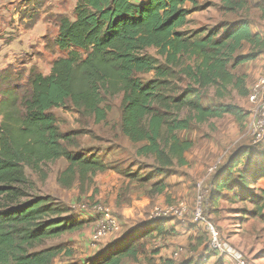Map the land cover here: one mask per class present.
<instances>
[{"label": "trees", "instance_id": "trees-1", "mask_svg": "<svg viewBox=\"0 0 264 264\" xmlns=\"http://www.w3.org/2000/svg\"><path fill=\"white\" fill-rule=\"evenodd\" d=\"M221 1L222 9L231 14L248 6L247 0ZM198 5L199 0H78L74 21L65 15L56 19L55 43L67 56L53 62L49 75L32 68L23 81L22 74L4 71L0 83V264H53L60 249L40 250V246L87 225L51 196H29L28 170L40 173L44 165L64 159L66 186L75 179L93 181L113 170L131 183L151 185L153 193H162L173 168L186 164L185 154L193 147L179 137L180 132L225 116L246 117L238 105L215 103L208 91L213 88L214 97L220 99L230 88L249 94L246 75L232 70L264 54V34L255 32L248 18L182 31ZM152 49L157 57L149 53ZM150 74L149 80L141 77ZM119 95L123 96L120 131L132 144L141 145L136 160L110 164L99 154L71 151L67 145H76L81 133H63L52 111L70 105L101 123L107 119L103 104ZM249 153L244 150L235 162ZM143 158L151 163L142 162ZM245 171L247 177L239 174L244 185L241 197L248 200L253 196L247 186L264 178V162ZM233 175L232 167L221 176L212 188L213 200L222 190L236 188ZM248 175L253 177L250 182ZM260 194L255 204L258 211L264 189ZM165 220L134 227L85 264L137 262L148 238L162 233ZM209 244L204 253L210 259ZM164 262L174 264L170 259Z\"/></svg>", "mask_w": 264, "mask_h": 264}, {"label": "rangeland", "instance_id": "rangeland-1", "mask_svg": "<svg viewBox=\"0 0 264 264\" xmlns=\"http://www.w3.org/2000/svg\"><path fill=\"white\" fill-rule=\"evenodd\" d=\"M72 1L28 0L35 7H32L27 14L36 18L43 13L47 16L49 25L46 28V35H44L45 32H40L33 36L31 42H28L29 47L26 53H22L19 41L13 47H16L14 51L7 50V55L10 58L14 57V63L7 68L9 71H12L14 75L22 74L23 81H26L32 68H37L42 74H49L52 63L67 56V53L60 51L55 43L58 33L56 19L60 15L55 13L54 8L58 7L62 15L72 18L74 15ZM55 2L59 6H55ZM247 5L245 11L231 14L222 9L221 0H199V9L189 16L187 25L181 30L189 32L202 28L211 29L224 22H235L246 18L254 27L264 28V0H247ZM189 7L191 8V5ZM19 27H15L17 36L20 34ZM12 40L14 37L8 38L5 44L9 45ZM149 53L157 57L156 50L152 49ZM185 59L187 63L185 60L184 62L189 64V57ZM260 61L262 59L232 70L236 75H246L248 91L258 78L257 64ZM3 75L4 72L1 74L0 83ZM141 77L149 80L153 74ZM188 84L189 81L184 83L185 86ZM1 88L0 84V91ZM208 94L215 103L238 105L247 115L243 120H237L233 116L213 119L205 124H195L191 130L180 132L179 137L191 141L193 147L185 154L186 164L176 165L173 168L174 175L166 181L167 188L164 192L153 193L151 185L131 183L129 179L113 170L111 171L118 175V184L109 183L108 186H103V180L110 174L106 171L97 175L93 181L75 179L70 186H66L62 182V174L68 164L66 160L61 159L44 165L40 173L27 171L31 182L29 187H26L29 196H51L58 203L71 209L75 216L72 215L78 220L88 217L74 212V207L83 202L99 203L110 207L119 221L121 231L110 237L109 243L124 237L134 227L142 226L150 221L151 212L156 207L181 206L180 209L184 208L185 212H188L185 218H171L174 220L173 223L166 225V228L170 229L169 234L157 240L155 236L148 238L146 250L140 255L139 260L128 264H165L164 260L167 259L172 260L174 264H189V262L198 264L202 258H204L202 264H235L234 259L229 260L225 258V254H218L210 247L209 254L213 258L209 259L204 253L209 244V235L206 225L195 221L196 186L203 181L210 190L211 197L203 208L202 217L220 233L221 241L227 249L242 255L252 264H264V202L260 203L259 211L258 206L255 205L256 199L261 195L260 190L264 189V178L257 180L254 185L247 186L253 196L247 200L241 197V188L244 185L243 179L239 176L241 174L247 177L246 174L249 172L245 171L246 168H254L264 162V142L255 144L251 131L254 120L251 113L252 105L248 100V93L241 95L232 88L222 99L214 97L213 88L208 91ZM122 100L123 96L119 95L103 104L107 110V119L101 123H97L94 118L82 116L70 105L67 108L53 110L57 117V124L63 133H81L77 137V144H68L67 147L76 154H99L105 162L110 164L132 163L136 160V152L141 145L132 144L120 131ZM244 150L250 152L249 156L241 159L237 164L235 160ZM253 160L251 167H249L250 164L247 166V163ZM141 161L151 163V160L145 158ZM232 167L234 174L232 179L236 181L234 183L236 188L224 189L221 195L214 194L217 198L214 197L213 200L212 188H216L221 176ZM213 168H216V171L209 175ZM145 173L148 174L149 171ZM252 179L253 177L248 175L246 181L250 182ZM27 201H29L28 198L22 202ZM248 212L253 214L247 215ZM239 217L244 219L239 220ZM86 222L87 225L83 230L48 240L39 249L51 247L60 249L59 256L53 264L87 263L85 253L88 245L91 246L89 236L92 233L93 222ZM182 228L193 231L187 239L181 236ZM181 249L183 251H180Z\"/></svg>", "mask_w": 264, "mask_h": 264}, {"label": "built area", "instance_id": "built-area-1", "mask_svg": "<svg viewBox=\"0 0 264 264\" xmlns=\"http://www.w3.org/2000/svg\"><path fill=\"white\" fill-rule=\"evenodd\" d=\"M248 100L252 105V115L254 117L251 125V131L254 138L255 144L264 142V71L258 76L256 82L249 89ZM216 171L213 168L212 174ZM211 197L210 190L205 186L204 182L201 181L196 186V203H195V221L206 225L207 232L210 239V248L227 255L235 260V264H252L245 260V258L234 252L233 250L227 249L221 241L220 233L216 228L202 217L203 208L208 203ZM177 206H165L156 207L152 210L150 215V221H158L162 219L178 218L184 219L188 212H185L184 208L180 209ZM75 213H92L95 216V225L91 234V243L97 245L105 239H108L116 234H119L121 227L119 221L114 216L110 207L103 204H91L89 202H83L74 207ZM185 213V214H184ZM180 251H183L182 249Z\"/></svg>", "mask_w": 264, "mask_h": 264}, {"label": "crops", "instance_id": "crops-1", "mask_svg": "<svg viewBox=\"0 0 264 264\" xmlns=\"http://www.w3.org/2000/svg\"><path fill=\"white\" fill-rule=\"evenodd\" d=\"M138 1V0H137ZM78 0H73V14L76 8ZM55 6H59L57 2H55ZM32 7H35L34 4L28 2V0H0V77L1 74L9 67L11 66L14 62V57L10 58L7 55V50L14 51L13 48L15 43L18 42L19 45H21V51L22 53H26L27 48L29 47L28 42H31L33 39V36L35 34H38L40 32H45L44 35H46L47 32V27L49 21H47V16L45 14H41L39 17L37 16L34 18L33 16L27 14L28 11ZM55 13L58 15H62L61 10L58 7L54 8ZM66 16V15H65ZM68 17V16H67ZM72 21H74V15L72 18H70ZM57 23V22H56ZM16 26H20V34L19 36L16 35ZM39 27H42V29H39ZM25 28V29H24ZM58 28V24H57ZM15 29V30H14ZM59 31V29H58ZM255 32H261L264 34V28H256L255 27ZM44 35L42 37H44ZM4 36V37H3ZM14 37V40L11 41L9 45H6V41L8 38ZM41 37V38H42ZM58 37V33L56 38ZM55 38V41H56ZM24 42H27L24 44ZM23 43V44H22ZM12 54V53H11ZM262 59L257 64V77L264 71L262 70V66L264 65V54L259 58ZM258 59V60H259ZM16 62V60H15ZM253 62V61H252ZM250 63V62H249ZM53 64V63H52ZM248 64V63H247ZM52 68V66H51ZM51 72V71H50ZM50 74V73H49ZM49 74H43V75H49ZM256 77V78H257ZM1 99V96H0ZM110 174L108 175L107 178H105L102 182L103 186L106 187L110 184H118L117 176L115 172L113 171H107ZM83 215H86L88 217L81 218L83 221H92L93 222V229L95 225V216L92 213H84ZM174 220H165L162 222V233L158 235V232H155L154 236L157 239H161L163 235L169 234L170 229L166 228V225H170V223H173ZM242 225V224H241ZM137 227V226H136ZM92 229V231H93ZM181 231V236L182 238H188L190 237L191 233L193 232L192 230L184 229ZM188 231V235L187 234ZM92 234V233H91ZM91 236H89V243L91 242L90 240ZM109 239L106 241H103L102 243H99V245H88V249H86V259H94L99 254L104 250L106 247H108L112 242L109 243ZM229 260H232L233 258L231 257H225ZM190 264V263H189Z\"/></svg>", "mask_w": 264, "mask_h": 264}]
</instances>
